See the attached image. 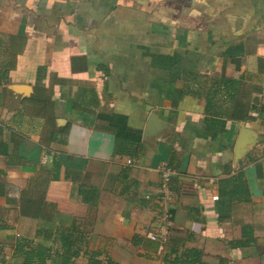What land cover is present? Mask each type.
I'll return each mask as SVG.
<instances>
[{"label":"crops","instance_id":"obj_1","mask_svg":"<svg viewBox=\"0 0 264 264\" xmlns=\"http://www.w3.org/2000/svg\"><path fill=\"white\" fill-rule=\"evenodd\" d=\"M1 72L0 264H264V0H0ZM212 77L243 118L205 112ZM240 169L250 198H221Z\"/></svg>","mask_w":264,"mask_h":264},{"label":"trees","instance_id":"obj_2","mask_svg":"<svg viewBox=\"0 0 264 264\" xmlns=\"http://www.w3.org/2000/svg\"><path fill=\"white\" fill-rule=\"evenodd\" d=\"M15 56H16V53H14L13 57L11 58L9 57V59L6 61L7 71H8V68H10L13 65L12 61H14ZM44 70H45L44 66L38 67V70H37L38 79H41V76ZM5 72L0 73V81L2 78L6 77ZM202 77L203 76L186 74L185 75L186 88L185 90H182V93L194 94V95L200 96L201 91H193V90H189V88H190V85H192V83H199L198 79L200 80L202 88H203V82H206L207 78L202 79ZM210 80H211V86L214 89H211L207 92L208 99H207V103L204 109L205 112L207 114H210L211 116L222 115V116L234 118V119L243 118L244 115H242L241 112L244 110V107H242V104L237 98V91H236L237 90L236 86L238 84L237 81L232 78H222V77H214V78L212 77L210 78ZM225 93H227L231 99V106L227 107L226 109L222 108L221 106L217 104L219 96ZM214 99H215V102H213ZM218 193L221 198H228L230 200H235V201L248 200L250 198V192L247 187V182H246L243 170L240 169L229 177L219 179L218 180ZM247 233L248 231L243 228L244 237L247 236V238L244 240H241L239 242L240 245H250V243L254 241L253 238H250ZM64 240L65 238L63 236L62 241L64 242ZM25 245H27V243H25ZM98 255L99 253L96 251L88 252L89 264H119L118 262L114 261L107 255L104 257V261L102 262L101 260L97 259ZM194 257H196V259L192 258L188 262L194 263L195 261H197V258L199 257V253L195 252ZM163 259L165 260L164 264H176L178 262L177 256L174 258H171V255L169 256V254H165L163 256Z\"/></svg>","mask_w":264,"mask_h":264},{"label":"built area","instance_id":"obj_3","mask_svg":"<svg viewBox=\"0 0 264 264\" xmlns=\"http://www.w3.org/2000/svg\"><path fill=\"white\" fill-rule=\"evenodd\" d=\"M159 182V201L160 215L157 226L149 233V238L152 241L165 243L168 240L169 230L171 225V212L169 202L171 198L170 182L176 171L169 165H163L160 170Z\"/></svg>","mask_w":264,"mask_h":264},{"label":"water","instance_id":"obj_4","mask_svg":"<svg viewBox=\"0 0 264 264\" xmlns=\"http://www.w3.org/2000/svg\"><path fill=\"white\" fill-rule=\"evenodd\" d=\"M245 134H246V131L243 130L238 136V140H237V143H236V156L237 157L242 155L244 150L247 148L246 147L247 143H249L248 142V138L246 139V137H245Z\"/></svg>","mask_w":264,"mask_h":264}]
</instances>
